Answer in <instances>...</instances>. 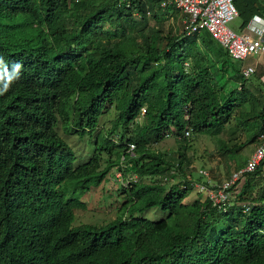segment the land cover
I'll return each instance as SVG.
<instances>
[{"label": "trees", "instance_id": "trees-1", "mask_svg": "<svg viewBox=\"0 0 264 264\" xmlns=\"http://www.w3.org/2000/svg\"><path fill=\"white\" fill-rule=\"evenodd\" d=\"M234 4L244 29L253 16L264 19V0ZM155 9L160 17L179 12L159 0H0V264H264V159L232 188L226 212L208 199L184 201L192 190L185 130L219 135L238 100L250 107L240 123L257 139L264 99L209 33L162 37L154 27L145 38ZM254 75L264 96V73ZM110 108L111 128L75 166L56 128L92 136ZM167 132L182 141L175 162L149 148ZM114 167L124 181L138 179L121 185V213L105 225L74 226L82 197ZM154 207L166 219L138 217Z\"/></svg>", "mask_w": 264, "mask_h": 264}, {"label": "rangeland", "instance_id": "rangeland-1", "mask_svg": "<svg viewBox=\"0 0 264 264\" xmlns=\"http://www.w3.org/2000/svg\"><path fill=\"white\" fill-rule=\"evenodd\" d=\"M155 11H150L147 15L148 29L145 30V38L148 37L150 31L154 27H159L162 30V37H165L168 33L173 36L182 33V22L184 19L182 13L173 12L170 16L163 15V17H160L161 15ZM153 12H155L157 19L154 18L153 15L155 14ZM158 18H161L162 20H158ZM157 23L160 25H157ZM228 27L239 33L245 30L244 27H242L241 17L234 18L228 23ZM209 36L212 38L210 34ZM212 40L215 41L213 38ZM164 43V41H160L159 47H162ZM232 62L240 71L248 66L256 67L254 76H259L261 71L264 70L262 68V66L264 67V55L248 56L242 61ZM251 77L249 79L250 82H248V80L245 84L246 88L261 100L264 99L263 93H259L261 87L258 84L257 78L255 81L254 78ZM219 82L221 84H227L226 78H219ZM259 82L261 83L260 78ZM228 86H230V84ZM227 90H230L229 87H227ZM249 109V104L246 101L239 102L236 100L235 108L231 113L230 122L224 127V129H222L223 131L219 135L207 136L197 134V136L191 135L186 140L188 147L186 151L184 172L185 176H189L188 180L191 181L192 184L194 183V186L201 182V178L198 175L200 169L206 170L212 176L215 183L220 184L226 180L234 170H236L238 165L251 157L258 143L253 132L254 129L248 125L243 126L240 123V121H243L244 114L248 112ZM115 118L116 111L114 108H110L109 111L101 117L98 128L93 132L92 136H84L82 138L72 133H66L59 124L58 129L56 128L58 134L75 152V166L86 163L93 154L92 140H94L95 136L99 133L106 134L111 128L112 121ZM139 122L141 123L140 119ZM180 143H182V141L170 136L164 138L157 144L150 145L149 148L152 151L165 155L168 160L175 162ZM108 158L109 157L105 152L101 154L102 168L106 166V160ZM114 160L115 153L111 156L110 161ZM119 174L117 168L114 167L99 186L92 187L86 192L82 197L85 209L75 211L74 226L84 224L101 226L118 217L121 213L122 204L126 201L125 195L120 191L122 181ZM144 181L146 183L150 182L149 180ZM184 196V201L187 204H193L195 201L204 200V197L197 191L196 187L192 188V190L189 193L184 194ZM234 199V193L231 192L230 204H233ZM167 215L168 213L160 207H154L144 211L142 214H138V217L150 221H159L166 219Z\"/></svg>", "mask_w": 264, "mask_h": 264}, {"label": "built area", "instance_id": "built-area-1", "mask_svg": "<svg viewBox=\"0 0 264 264\" xmlns=\"http://www.w3.org/2000/svg\"><path fill=\"white\" fill-rule=\"evenodd\" d=\"M234 2L235 0H159L161 8L173 6L184 15L182 23L185 36H193L206 31L233 61H242L248 56L264 55V19L253 16L243 32L239 33L231 30L228 23L238 16ZM254 71V67L248 66L243 68L240 73L245 79H248L254 74ZM170 136L174 137V134L167 132L164 138ZM184 137L189 138L190 131L185 130ZM257 142V146L245 166L234 170L226 180L216 184L206 170L200 169L198 175L201 182L194 186V183L192 184L190 181L191 187H196L204 199L210 201L212 207L226 212L231 205L232 188L246 174L255 171L264 159V134L259 135ZM134 150L135 145L129 144L126 152L130 155V158L134 156ZM119 175L122 185L138 181L135 175L129 176L126 181L123 180L121 173ZM186 186L183 184L180 187L185 189ZM251 207V204H242V214H248Z\"/></svg>", "mask_w": 264, "mask_h": 264}, {"label": "clouds", "instance_id": "clouds-1", "mask_svg": "<svg viewBox=\"0 0 264 264\" xmlns=\"http://www.w3.org/2000/svg\"><path fill=\"white\" fill-rule=\"evenodd\" d=\"M0 62H2V58H0ZM20 66L19 65H16V68L18 69ZM252 68V67H251ZM255 68V71H256V67H254ZM254 73V72H253ZM250 78V77H249ZM262 78H263V76H262ZM261 78V81L264 83V81H263V79ZM9 80H11V77L9 78ZM8 87H9V84L8 83H5L4 84V87H3V90L4 91H6L7 89H8Z\"/></svg>", "mask_w": 264, "mask_h": 264}, {"label": "crops", "instance_id": "crops-1", "mask_svg": "<svg viewBox=\"0 0 264 264\" xmlns=\"http://www.w3.org/2000/svg\"><path fill=\"white\" fill-rule=\"evenodd\" d=\"M262 68L264 69V67H263V66H262ZM263 73H264V70H263ZM262 79H263V81H264V75H263V78H262Z\"/></svg>", "mask_w": 264, "mask_h": 264}]
</instances>
